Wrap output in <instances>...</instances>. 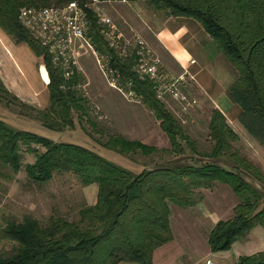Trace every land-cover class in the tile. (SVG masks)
I'll list each match as a JSON object with an SVG mask.
<instances>
[{
  "label": "trees",
  "instance_id": "1",
  "mask_svg": "<svg viewBox=\"0 0 264 264\" xmlns=\"http://www.w3.org/2000/svg\"><path fill=\"white\" fill-rule=\"evenodd\" d=\"M69 0H0V28L16 43H26L40 59L41 74L47 80L48 104L36 109L8 92L0 81V99L8 96L32 112L48 129L61 131L73 127L75 115L96 132L102 127L90 119L88 98L82 92L84 78L78 71L64 79L49 55L17 21L20 6L62 4ZM83 4L90 0H76ZM108 1V0H99ZM153 8L163 16L195 19L208 34L214 48L232 66L235 77L227 86L228 97L239 106L237 121L247 134L264 148V0H124ZM90 36L94 50L106 52L107 66L122 90L131 91L153 114L165 134L167 148H156L120 133L105 139L92 138L98 145L130 157L141 153L184 154L206 159L225 157L231 168L214 161L153 166L133 172L104 158L90 148L66 141H54L40 134L17 129L0 119V164L16 173L21 168V146L33 154L23 164L30 182L42 183L56 172H69L83 184L95 183V201L77 208V218L51 216L40 222L31 216L20 220L8 215L0 227V238L11 243L0 250V264H151L154 248L172 238L168 224V204L192 206L202 197L201 188L214 183L227 184L237 196L232 215L217 220L206 235L211 251L228 249L255 225L264 229V193L246 182L237 172L251 176L264 189V171L242 155L235 143L238 135L222 113L212 107L206 124L209 149L199 152L195 141L157 97L155 83L134 65L138 54L114 52L98 33L96 17L88 10ZM63 86V87H62ZM192 160V157H189ZM261 203V205H259ZM234 264H264V251L240 255Z\"/></svg>",
  "mask_w": 264,
  "mask_h": 264
},
{
  "label": "crops",
  "instance_id": "2",
  "mask_svg": "<svg viewBox=\"0 0 264 264\" xmlns=\"http://www.w3.org/2000/svg\"><path fill=\"white\" fill-rule=\"evenodd\" d=\"M134 4L124 0L101 1L105 12L120 17L122 25L138 34L166 69L190 80L211 107L222 113L227 124L234 125L239 106L228 97L226 89L234 79L235 72L223 54L210 46V37L200 24L191 17L181 15L161 17L152 13L148 17L139 4ZM77 65L84 76L82 88L86 97L94 102L96 109L106 116L121 135L142 143L165 135L159 126L155 129L154 120L142 103L129 100L121 90L106 82L89 47H84L78 56ZM40 69L37 57L29 46L24 42H14L0 28V81L8 92L36 109L48 104L47 80ZM22 122L23 127L18 128L54 138V131L35 121ZM164 139L167 140L166 137ZM157 147L160 148V145ZM88 148L101 156L106 155L103 157L116 164L132 169L123 155L101 146ZM86 187L87 204H92L95 201L96 184L89 183ZM258 190L264 193V189ZM207 193L190 207L168 204V224L172 238L152 250L151 264H234L240 255L264 251V229L259 225L252 227L244 238L233 241L228 249H209L206 241L208 231L217 220L232 215V208L238 199L227 184L220 182H216L212 191Z\"/></svg>",
  "mask_w": 264,
  "mask_h": 264
},
{
  "label": "rangeland",
  "instance_id": "3",
  "mask_svg": "<svg viewBox=\"0 0 264 264\" xmlns=\"http://www.w3.org/2000/svg\"><path fill=\"white\" fill-rule=\"evenodd\" d=\"M132 4L135 5L134 3ZM142 9L147 12L148 17L151 16L152 13L159 14L161 17L164 15L162 11L155 10L153 8ZM105 15L110 18L113 25V28L110 29V31L107 26L99 27L98 33L102 36L106 46L111 47L114 52H119L120 54L125 55H129V53L135 49L139 58L137 63L134 65V68L138 72L144 73L146 68L151 64L152 58H157L156 55L150 50L138 34L122 25V19L120 17L112 16L108 12H105ZM101 29L102 31H100ZM210 46L214 48L211 43ZM210 46L208 45V48H210ZM95 58L98 68L102 69L106 82L110 86L114 87L113 84H117V79L107 66L106 52L96 51ZM37 60L40 64L39 57H37ZM156 67L154 75L156 74V80L158 82L156 84V92L160 94L159 99L179 122L184 131L191 138H193L197 150L199 152L207 151L210 146V140L207 136L206 124L209 117V111L212 108L211 105L208 103L206 98L199 91H197L194 84L190 80L185 79L183 75L182 81L175 82L174 80L177 79L179 75L166 69L158 58ZM78 73L84 77L81 70H78ZM163 78H166V80ZM172 82H175L174 86H176L175 95H172L170 91H168V86ZM165 84H167V88H164ZM81 89L84 93L82 86ZM122 92L129 100L140 102L133 95H129L127 89L122 90ZM84 95L86 96L85 93ZM181 97L184 98L181 99ZM88 104L90 106V119L96 121L98 125L103 128V134H99L92 125L82 121L81 124H83V127H86V131H88L86 134L80 128L75 115H73L74 125L72 128H66L61 131L52 130L54 131V138L34 131L33 132L54 141L67 140L81 145L85 144L87 145L86 147L92 146L98 148L100 145H98L92 138L96 137L103 140L107 134L119 132L110 123L106 116L96 109L92 100L89 99ZM147 110L150 112V117L154 120V126L156 129L158 121L154 118L148 108ZM0 119L17 129H21L18 128V126L23 127V120H32L42 126L40 121L33 117L31 111L22 106H18L15 101L3 94L0 99ZM235 121L234 125L230 126L239 138L234 144L235 147L242 155L246 156L249 161L253 164L259 165L264 171V148L247 134V132L238 123L237 118H235ZM29 131L32 132V130ZM164 137L166 136L160 135L156 139H148L145 144L154 145L155 147L156 145H160V148H167L168 142L164 139ZM20 152L21 168L16 173L11 172L8 167L0 164V227L4 223L3 218L8 215L15 217L16 220H20L23 216L28 215L42 223L47 221V219L51 216H62L69 220L76 219L77 208L84 203L87 204L86 198L88 195V187L81 184L78 179L69 172H56L49 180L42 183L30 182L25 177L22 166L25 163L32 162L34 157L31 152L24 150L23 146H21ZM191 155L192 154L189 150L186 149L184 154H169L161 152L145 156L141 153H135L130 157L123 156V158L125 161L129 162V165L131 166L130 168H132L131 170L133 172H139L142 168H149L153 166L174 165L185 162L199 163L204 160L214 161L219 166L234 171L225 157L220 159H206L201 156ZM102 156L106 157L104 154ZM189 157H192V160ZM235 172H237L246 182L252 184L258 189H263L251 176L246 175L241 171ZM214 186L215 183L213 187ZM213 187L209 189H199L202 194L201 198L205 197L206 194H208V191H212ZM217 190H219L218 187ZM262 203H264V200ZM259 205H261V203ZM10 245L11 243L9 241L0 238V250L8 249Z\"/></svg>",
  "mask_w": 264,
  "mask_h": 264
},
{
  "label": "built area",
  "instance_id": "4",
  "mask_svg": "<svg viewBox=\"0 0 264 264\" xmlns=\"http://www.w3.org/2000/svg\"><path fill=\"white\" fill-rule=\"evenodd\" d=\"M88 10L96 17V22L100 27L107 26L109 31L113 28L99 0H90L83 4L76 0H69L62 4L20 6L17 10L18 23L45 49L51 65L59 69L64 79L69 78L74 71L80 70L77 59L84 47H89L96 57V51L88 34L90 27ZM156 63L157 58H152L151 64L144 72L153 79L155 92L158 83L156 74L154 75L157 68ZM163 79L166 80V78ZM182 80V75H179L174 81ZM175 82L168 86V91L172 95L176 93ZM113 86L121 90L117 84ZM166 86L167 84L164 88H167ZM128 92L129 95H133L131 91ZM156 95L160 98V94L156 92Z\"/></svg>",
  "mask_w": 264,
  "mask_h": 264
}]
</instances>
